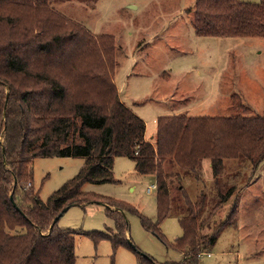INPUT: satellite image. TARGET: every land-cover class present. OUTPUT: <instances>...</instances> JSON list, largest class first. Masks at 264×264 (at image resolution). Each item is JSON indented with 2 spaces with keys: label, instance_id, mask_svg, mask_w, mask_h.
I'll list each match as a JSON object with an SVG mask.
<instances>
[{
  "label": "trees",
  "instance_id": "1",
  "mask_svg": "<svg viewBox=\"0 0 264 264\" xmlns=\"http://www.w3.org/2000/svg\"><path fill=\"white\" fill-rule=\"evenodd\" d=\"M50 1L0 0V264H75L76 233L53 221L64 208L87 204L104 205L117 232L82 234L129 247L145 264L156 263L128 243L126 214L163 242L160 224L177 217L182 234L169 245L182 259L163 264H199L236 224L240 193L264 160V116L234 97L239 115L161 116L155 140L146 139L144 121L113 80L112 36L91 34ZM193 11L197 36L264 38V0H195ZM48 157L84 163L41 201L31 164ZM116 157L155 177L154 222L124 201L81 190L118 183Z\"/></svg>",
  "mask_w": 264,
  "mask_h": 264
},
{
  "label": "rangeland",
  "instance_id": "2",
  "mask_svg": "<svg viewBox=\"0 0 264 264\" xmlns=\"http://www.w3.org/2000/svg\"><path fill=\"white\" fill-rule=\"evenodd\" d=\"M258 3L260 0H241ZM195 0H51L50 6L94 35L114 41L113 80L121 101L145 123V136L155 140L161 116H236L233 98L264 116V38L194 33ZM82 157L36 158L31 164L33 188L41 201L77 174ZM133 162L116 157V184L86 183L81 190L112 197L156 220L155 177L135 173ZM240 193L236 224L224 228L199 264H264V160ZM181 214L182 210H177ZM174 211V212H175ZM223 213L220 214V217ZM225 216V213H224ZM130 246L156 264L178 262L182 254L169 244L182 234L178 219L159 226L163 241L146 231L140 219L126 214ZM57 226L74 231L75 264H145L132 249H114L110 240L94 242L87 233H116L113 220L100 204L71 206Z\"/></svg>",
  "mask_w": 264,
  "mask_h": 264
},
{
  "label": "water",
  "instance_id": "3",
  "mask_svg": "<svg viewBox=\"0 0 264 264\" xmlns=\"http://www.w3.org/2000/svg\"><path fill=\"white\" fill-rule=\"evenodd\" d=\"M67 209H68V207L64 208V209L61 211V213L58 214V215L55 217L53 223H56V222L59 220V218L63 215V213L66 212Z\"/></svg>",
  "mask_w": 264,
  "mask_h": 264
},
{
  "label": "built area",
  "instance_id": "4",
  "mask_svg": "<svg viewBox=\"0 0 264 264\" xmlns=\"http://www.w3.org/2000/svg\"><path fill=\"white\" fill-rule=\"evenodd\" d=\"M152 189H155V185L148 187L147 190L150 191V190H152Z\"/></svg>",
  "mask_w": 264,
  "mask_h": 264
},
{
  "label": "crops",
  "instance_id": "5",
  "mask_svg": "<svg viewBox=\"0 0 264 264\" xmlns=\"http://www.w3.org/2000/svg\"><path fill=\"white\" fill-rule=\"evenodd\" d=\"M182 114H183V113H182ZM178 115H180V114H178ZM146 139H147V138H146ZM246 189H248V188H246ZM246 189H245V190H246Z\"/></svg>",
  "mask_w": 264,
  "mask_h": 264
}]
</instances>
